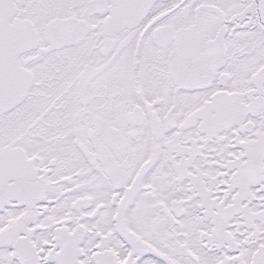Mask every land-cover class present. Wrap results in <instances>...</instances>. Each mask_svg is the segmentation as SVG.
I'll return each mask as SVG.
<instances>
[{
  "label": "snow or ice",
  "instance_id": "obj_1",
  "mask_svg": "<svg viewBox=\"0 0 264 264\" xmlns=\"http://www.w3.org/2000/svg\"><path fill=\"white\" fill-rule=\"evenodd\" d=\"M0 264H264V0H0Z\"/></svg>",
  "mask_w": 264,
  "mask_h": 264
}]
</instances>
